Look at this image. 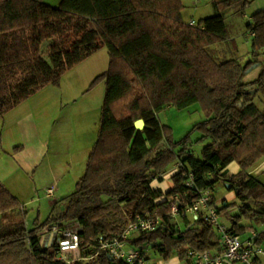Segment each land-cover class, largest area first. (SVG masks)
<instances>
[{
	"label": "trees",
	"instance_id": "1",
	"mask_svg": "<svg viewBox=\"0 0 264 264\" xmlns=\"http://www.w3.org/2000/svg\"><path fill=\"white\" fill-rule=\"evenodd\" d=\"M251 3L212 0L214 13L192 24L184 17L183 0H61L57 5L0 0V118L45 86L61 85L67 71L101 48L110 55L109 68L94 80H105L106 93L97 138L76 189L55 201L46 222L29 229L27 210L0 180V253L29 240L38 264H131L113 259L99 238L121 236L131 221L153 215L161 225L141 232L133 243L150 261L155 255L178 256L194 264L190 249L220 250V234L202 217L177 221L171 207L177 201L194 203L206 188L215 199L219 182L230 183L239 198L218 206L233 231L256 228L241 224L243 218L264 223V181L253 173L264 159V108L256 100L264 96V68L256 79L245 80L263 54L264 9L254 12L248 24L253 46L246 62L218 61L209 51L230 38L228 15L246 13ZM195 103L205 114L195 129L202 133L200 140H209L201 158L191 149L190 134L176 141L173 128L159 117L168 106ZM228 159L237 160L241 170L224 177L220 171ZM175 161V185L164 190L158 182ZM191 172L193 187L187 184ZM233 206L239 213L229 212ZM73 220L78 221L72 227L80 235L81 256L57 260L59 237L43 244L41 229ZM259 241H264V228Z\"/></svg>",
	"mask_w": 264,
	"mask_h": 264
},
{
	"label": "rangeland",
	"instance_id": "2",
	"mask_svg": "<svg viewBox=\"0 0 264 264\" xmlns=\"http://www.w3.org/2000/svg\"><path fill=\"white\" fill-rule=\"evenodd\" d=\"M260 8H264V0H253L246 13L237 10L228 15L230 38L209 47L218 61L229 58L248 60L253 46L248 24ZM109 64L108 49L103 47L67 71L61 85L45 86L0 118V180L19 198L20 206L27 210L29 229L46 222L54 212L55 201L76 189L97 138L106 93L105 80L97 83L94 80L109 68ZM263 68L264 49L260 62L251 65L245 80L256 79ZM256 100L264 108V96L259 95ZM159 117L173 128L176 141L180 142L190 134L191 149L198 158L202 157L209 140H200L202 133L195 129V125L205 119L200 103L187 108L168 106L159 112ZM262 162L264 159L254 168H258L255 174L264 181V173L261 174L263 166H259ZM176 165L178 161L173 162L170 168ZM50 188L54 193L48 195ZM216 188L217 194L225 195L221 203L226 195L230 203L239 202L236 192L230 193L225 184L219 182ZM231 211L238 212V206L231 207ZM225 220L230 224L227 216ZM55 228L58 227L54 223L47 225L41 229L40 236L48 240ZM148 252L154 253L152 249ZM68 256L80 258L81 250H71ZM159 259L160 256L155 255L152 261ZM0 264L38 263L33 258L29 240H26L4 249L0 253Z\"/></svg>",
	"mask_w": 264,
	"mask_h": 264
},
{
	"label": "built area",
	"instance_id": "3",
	"mask_svg": "<svg viewBox=\"0 0 264 264\" xmlns=\"http://www.w3.org/2000/svg\"><path fill=\"white\" fill-rule=\"evenodd\" d=\"M191 23L196 24V20H192ZM251 33L255 34V31L252 30ZM193 179L194 173L191 172V178L187 181L190 187L195 186ZM48 192V195L53 194L54 189L50 188ZM200 194V197L192 204H182L177 201L171 207L172 214L177 221L185 216L191 220L202 217L220 234L222 249L206 251L190 249L189 254L194 259V264H264V245L259 241L260 230L254 228L245 236L233 231L231 224L219 211V200L216 197L213 199L212 190L210 188L202 189ZM176 198L180 199V194H177ZM77 222V220H73L65 226L57 225L58 228L52 231L48 240L41 236V242L47 245H51L59 237L60 245L54 255L55 259L72 262L73 259L68 256V252L80 249V235L72 227ZM160 225L159 216H140L126 226L121 236H100L101 247L108 250L113 259L124 260L131 264H149L150 260L147 259L146 253L132 240L137 238L141 232L155 230Z\"/></svg>",
	"mask_w": 264,
	"mask_h": 264
},
{
	"label": "crops",
	"instance_id": "4",
	"mask_svg": "<svg viewBox=\"0 0 264 264\" xmlns=\"http://www.w3.org/2000/svg\"><path fill=\"white\" fill-rule=\"evenodd\" d=\"M46 1L51 3V4L57 5L56 3H60L61 0H46ZM183 2L185 4L184 17L188 21L199 20L201 18L207 17V16L212 15L214 13V8H213V6L211 4L212 0H183ZM252 2H253V0H252ZM261 9H264V8H260L259 10H261ZM259 166L260 167L263 166V170L261 171V174L264 173V163L262 162V164H260ZM227 168H228V171H224V169H227ZM178 170H179V166L178 165L174 166L168 172L165 173L164 181H162V182L156 181V182H158V184H160L164 188V190L172 189L174 187V185H175L174 180H173L172 177ZM240 170H241L240 163L237 160L229 159L227 161V164L221 169L220 175L224 176V177H229V176H231L233 174L238 173ZM257 170H258V168H254L253 169V173L255 174V171H257ZM256 175H258V174H256ZM166 181H171L172 182V185H168V189H166V187L164 186V183ZM228 187H229V185H228ZM229 192L233 193L235 191L234 190H230ZM224 196L216 193V198L219 200V205H222L225 200L228 203H230L228 201V199H227L228 198L227 195H226V198H224L223 202L221 203L222 197H224ZM229 212H230V210H229ZM237 213H239V208H238V212L231 211V214H233V215L237 214ZM224 217H225V215H224ZM230 224H231V221H230ZM241 224H251V225L255 224L256 225L255 227L256 228L259 227L258 228L259 230H262L264 228V223L256 224V223H254L253 220H250V219H246L245 221L242 220ZM247 232L248 231H246L244 233V235L248 234ZM261 243L264 245V241L261 242ZM152 263L153 264H181L183 262L181 261V259L178 256H175V257L171 258V261H167V260H164V259H159L158 261H155V260L152 261L151 260L149 262V264H152Z\"/></svg>",
	"mask_w": 264,
	"mask_h": 264
},
{
	"label": "bare ground",
	"instance_id": "5",
	"mask_svg": "<svg viewBox=\"0 0 264 264\" xmlns=\"http://www.w3.org/2000/svg\"><path fill=\"white\" fill-rule=\"evenodd\" d=\"M139 122H141V120H139ZM224 171H228V168L227 169H224ZM168 185H172V182L171 181H166L164 183V186L166 187V189H168ZM153 264V263H152Z\"/></svg>",
	"mask_w": 264,
	"mask_h": 264
},
{
	"label": "water",
	"instance_id": "6",
	"mask_svg": "<svg viewBox=\"0 0 264 264\" xmlns=\"http://www.w3.org/2000/svg\"><path fill=\"white\" fill-rule=\"evenodd\" d=\"M255 91H256V89L251 90V92H253V93H254ZM140 124H141V125H139V128H143V127H144V122L141 121ZM228 185L230 186V183H229Z\"/></svg>",
	"mask_w": 264,
	"mask_h": 264
}]
</instances>
